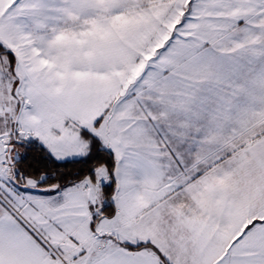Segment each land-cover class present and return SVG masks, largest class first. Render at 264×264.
I'll return each instance as SVG.
<instances>
[{
    "label": "snow or ice",
    "instance_id": "snow-or-ice-1",
    "mask_svg": "<svg viewBox=\"0 0 264 264\" xmlns=\"http://www.w3.org/2000/svg\"><path fill=\"white\" fill-rule=\"evenodd\" d=\"M0 264H264V0H0Z\"/></svg>",
    "mask_w": 264,
    "mask_h": 264
}]
</instances>
